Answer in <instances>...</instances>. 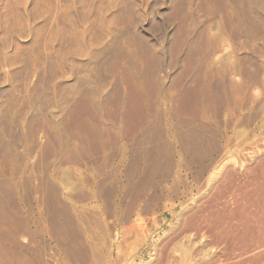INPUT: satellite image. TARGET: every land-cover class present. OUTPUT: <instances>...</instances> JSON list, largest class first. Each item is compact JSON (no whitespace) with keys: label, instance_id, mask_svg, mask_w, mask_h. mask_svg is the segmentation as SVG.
Returning <instances> with one entry per match:
<instances>
[{"label":"rangeland","instance_id":"obj_1","mask_svg":"<svg viewBox=\"0 0 264 264\" xmlns=\"http://www.w3.org/2000/svg\"><path fill=\"white\" fill-rule=\"evenodd\" d=\"M262 182L264 0H0V264H264Z\"/></svg>","mask_w":264,"mask_h":264},{"label":"bare ground","instance_id":"obj_2","mask_svg":"<svg viewBox=\"0 0 264 264\" xmlns=\"http://www.w3.org/2000/svg\"><path fill=\"white\" fill-rule=\"evenodd\" d=\"M126 62V61H125ZM127 66H128V63H127ZM132 66V65H131ZM134 67V66H133ZM132 68V67H131ZM231 69H232V65H230V64H226V65H223L221 68H219V74H223L224 72H228V71H231ZM127 70H128V67H127ZM133 70V69H132ZM131 72V71H130ZM132 73V72H131ZM129 74V82H130V84H131V86L133 87V89L134 90H132V91H135V93H136V95H137V98H136V103H135V105H134V107H133V109H132V111L133 112H135V111H137V110H140L142 107H144V109L146 108L147 109V107H145L146 106V104L144 103L145 102V100H146V90H145V87L143 86V84L142 83H140V82H137V80L134 78V76H135V74ZM134 73V72H133ZM122 74V73H121ZM137 74V73H136ZM123 75V74H122ZM127 75V74H126ZM134 75V76H133ZM136 77V76H135ZM136 78H138V76L136 77ZM123 79H124V77H123ZM139 79V78H138ZM233 81H229L228 80V84H227V82H225L224 81V85H223V88L221 89L222 90V92H223V94H225L226 96H227V98L228 99H230L231 100V93H232V91H233V87L234 86H236L235 84H233L234 82L236 83V80L232 83ZM238 82H240V81H238ZM237 82V83H238ZM236 83V84H237ZM241 84H242V82H240ZM240 84V85H241ZM233 85V86H232ZM238 85L239 84H237V88H238ZM239 85V88L240 87H242V86H240ZM236 88V89H237ZM235 89V90H236ZM241 89V88H240ZM124 90V89H123ZM130 91V90H129ZM122 92V91H121ZM125 92H127V90L125 91ZM234 92H236V91H234ZM241 92V91H240ZM124 93V92H123ZM130 93V92H129ZM235 94V93H234ZM132 95V94H131ZM236 95V94H235ZM249 96V95H248ZM121 98V97H120ZM240 99H242V98H240ZM239 99V100H240ZM248 99V98H247ZM135 101V100H134ZM121 102V101H120ZM119 101H118V105H119V103H120ZM129 102H130V99H129ZM237 103H239V102H237ZM85 104H86V107H87V110H89L90 108L88 107L89 106V102L88 101H85ZM128 105V104H127ZM132 104H130V106H131ZM85 106V105H84ZM83 106V107H84ZM92 109V108H91ZM102 109V106H99V107H97L96 108V110H95V112L97 113H99L100 114V110ZM91 111H93V110H91ZM199 144V143H198ZM201 145L203 144V143H200ZM226 144V143H225ZM228 144V143H227ZM226 144V145H227ZM199 146V147H202V146ZM186 146V145H185ZM188 146V145H187ZM196 146V145H195ZM188 147H190V146H188ZM193 147V146H192ZM197 147H198V145L196 146V148L195 149H197ZM183 151L184 150H186V147H184L183 146ZM193 149H194V147H193ZM202 149V148H201ZM187 150H188V148H187ZM190 150V149H189ZM184 155V154H183ZM261 158H262V156H261ZM242 159H244V158H242ZM139 161V160H138ZM260 162V161H259ZM134 164V163H133ZM135 168L137 169V170H140V171H144V170H146V168L149 166L148 164H147V161L145 160V161H139V162H137V163H135ZM252 168V167H251ZM230 169H232V168H230ZM234 169V168H233ZM232 169V170H233ZM222 170V169H221ZM224 170H226V169H224ZM223 171V170H222ZM222 171H219L217 174H215V173H213L214 174V177L212 178V180H211V186L209 187L210 189H212L214 192H216V194H214L215 195V199H218L219 200V196H222L223 195V192H224V190L225 189H227V187L229 186V184H230V181L233 179V178H231L232 176H231V173H232V171L230 172V170H228L229 171V173H227V171H226V173H222ZM235 170H233V172H234ZM131 172V171H130ZM224 172V171H223ZM236 172V171H235ZM233 173V175L234 174H237V172L236 173ZM240 172V171H239ZM246 172V171H245ZM129 175V174H128ZM216 175L217 176H219V177H216ZM218 178V179H217ZM130 179V178H129ZM142 180V179H141ZM138 181V180H137ZM143 181V180H142ZM141 182V181H140ZM214 182V183H213ZM263 183V185H264V182H262ZM133 184H134V180H133ZM132 184V185H133ZM142 184V183H141ZM249 184V183H248ZM247 186V185H246ZM245 186V187H246ZM123 187H124V185H123ZM134 187V186H133ZM230 187V186H229ZM124 188H126V187H124ZM233 188V187H232ZM140 189V188H139ZM229 189V188H228ZM227 189V190H228ZM241 190V189H240ZM136 191H138V190H136ZM233 191V190H232ZM232 191H229V192H232ZM244 191V190H243ZM139 192V191H138ZM137 192V193H138ZM213 192V193H214ZM228 192V191H227ZM228 192V193H229ZM258 192H259V190H258ZM261 192V191H260ZM136 193V194H137ZM139 194V193H138ZM147 194V193H146ZM232 194V193H231ZM255 194H256V192H255ZM262 194V193H261ZM249 195V194H248ZM246 196V195H245ZM257 196H259V195H257ZM263 197H264V195H262ZM183 197H186V193L183 195ZM224 197V196H223ZM226 197V196H225ZM261 197V196H260ZM227 199H228V196L226 197ZM225 198V199H226ZM146 199V198H145ZM249 200V199H248ZM149 201H151V200H148V203H149ZM217 201V200H216ZM251 201V200H250ZM256 201V200H255ZM219 202V201H218ZM231 202V201H230ZM264 202V201H263ZM262 202V203H263ZM146 203H147V201H146ZM148 203L146 204V205H148ZM253 204H254V202H253ZM252 204V205H253ZM145 205V206H146ZM250 205V204H249ZM153 206V205H152ZM179 206H181V208H182V212L180 213L181 214V216H183V218L185 219V209L186 208H193L194 206H196V205H192V204H190V203H188V201H181L180 202V205ZM224 206V205H223ZM244 206H246V204H244ZM255 206V205H254ZM257 206V205H256ZM149 207H151V203H150V205H149ZM227 208H229L228 206H226ZM226 207H222V208H224L223 210L225 211L226 210ZM175 208H177V205L176 204H171V205H168V204H165L164 206H163V209L164 210H168V211H171V212H173L174 210H175ZM245 208V207H244ZM246 208H247V206H246ZM245 208V209H246ZM258 208H259V206H258ZM261 208L262 209H264L263 208V205H262V207H260V211H262L261 210ZM141 209H142V207H141ZM152 209V208H151ZM242 209V208H241ZM245 209H242V210H244L245 211ZM153 210V209H152ZM151 210V211H152ZM241 211V210H240ZM264 211V210H263ZM263 211H262V213H263ZM195 212V211H194ZM222 212V211H221ZM226 213H227V216H225V217H230L231 215H232V213H233V211H229V209H228V211H225ZM248 212V211H247ZM185 215V216H184ZM244 215H245V213H244ZM247 215H248V213H247ZM253 215V214H252ZM261 216V215H260ZM259 216V218L260 219H258V220H256V219H253V220H256V221H258V222H263L264 223V215L263 216H261L260 217ZM250 217V216H249ZM252 217H254V216H252ZM246 219H247V217H246ZM248 220V219H247ZM252 220V219H251ZM261 220V221H260ZM148 222V221H147ZM146 222V223H147ZM257 222V223H258ZM246 223H248L249 224V222L247 221H245V224ZM262 224V223H261ZM153 225V224H152ZM263 225V224H262ZM262 225H260V223H259V226H261V228H262ZM249 226V225H248ZM248 226H245V227H247V230H250L249 228H248ZM264 226V225H263ZM263 230H264V227L262 228ZM173 231H175L174 229H172ZM245 231H246V229H244ZM243 230V231H244ZM252 230V229H251ZM177 231V230H176ZM175 231V232H176ZM242 231V232H243ZM260 231H262V230H260ZM180 233L179 234H181L182 232H183V230L182 229H180V231H179ZM263 232V231H262ZM178 234V233H177ZM244 235H247V234H244V232H243V238L245 237ZM264 236V235H263ZM245 239V238H244ZM263 241V240H262ZM256 243V242H255ZM254 244V243H253ZM262 244V243H261ZM260 244V245H261ZM263 245H264V242H263ZM255 246V245H254ZM258 247V246H257ZM257 247H255V248H257ZM164 248H166L165 246L163 247V249ZM242 248V247H241ZM250 248V247H249ZM259 248H261V246L259 247ZM248 249V248H247ZM157 251V250H156ZM166 252V251H165ZM249 252V251H248ZM163 253V252H162ZM242 253V252H241ZM239 254V253H238ZM242 254H245V252L244 253H242ZM167 255V254H166ZM162 256H165V255H163L162 254ZM163 258V257H162ZM246 258V257H245ZM248 259V258H247ZM228 260V259H227ZM165 261H166V257H165ZM165 261H162V262H164L165 263ZM171 261V260H170ZM241 261V260H240ZM24 262V261H23ZM27 262H28V260H27ZM29 263H31V262H29ZM49 263V262H48ZM163 263V264H164ZM171 264H172V262H170ZM50 264V263H49ZM231 264V263H230Z\"/></svg>","mask_w":264,"mask_h":264}]
</instances>
